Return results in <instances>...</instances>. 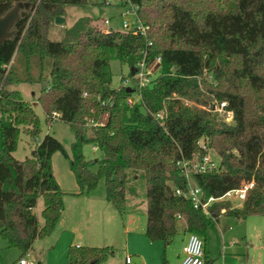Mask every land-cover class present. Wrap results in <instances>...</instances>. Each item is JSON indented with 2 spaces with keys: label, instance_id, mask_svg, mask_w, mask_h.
I'll return each instance as SVG.
<instances>
[{
  "label": "trees",
  "instance_id": "16d2710c",
  "mask_svg": "<svg viewBox=\"0 0 264 264\" xmlns=\"http://www.w3.org/2000/svg\"><path fill=\"white\" fill-rule=\"evenodd\" d=\"M127 1L137 6L138 17L148 27L146 35L104 31L84 16L65 30L62 40L51 41L47 32L54 17L63 16L65 6L86 0H0V16L21 5L10 35L0 43V235L21 254L59 221L64 192L53 176L51 156L57 151L67 154L47 134L31 156L13 157L20 128H27L33 138L39 131L38 115L13 88L20 82L40 83L37 100L47 121L55 111L73 128L74 194H89L104 179L107 199L124 215L126 180L140 173L150 242L170 243L178 232L177 215L187 232L199 236L206 235L220 214L264 216V0H235L226 9L220 8V0ZM17 55L26 76L18 73ZM158 56L160 74L141 90V101L128 106L125 100L131 93L126 87L111 86L109 61L117 59L131 71L142 59ZM46 58L50 70L41 83L29 72L33 60L43 68ZM210 95L227 102L231 123H213L207 109ZM183 98L194 104L185 105ZM107 100L112 102L105 106L110 112L107 123L91 127L86 137L81 124L96 117ZM162 109L163 125L154 117ZM84 142L93 143L104 157L86 160ZM199 142H210L220 157L218 169L193 176L205 196L217 197L254 181L240 207L217 201L205 214L175 195V188L186 189L176 162L198 150ZM39 197L42 225L33 212ZM110 252L107 246L69 248L66 264H99Z\"/></svg>",
  "mask_w": 264,
  "mask_h": 264
},
{
  "label": "rangeland",
  "instance_id": "374dc122",
  "mask_svg": "<svg viewBox=\"0 0 264 264\" xmlns=\"http://www.w3.org/2000/svg\"><path fill=\"white\" fill-rule=\"evenodd\" d=\"M235 0H220V8H228L234 5ZM129 8L127 0H86L82 5H67L64 10L65 24H56L53 20L51 30L48 34L51 41L62 40L67 27L80 17H92V25L102 28L103 19L109 21L108 26L113 29L123 30L122 22L132 18V12L127 13ZM126 14V15H125ZM129 14V15H127ZM63 16V17H64ZM103 18V19H102ZM96 19V21H94ZM43 68L38 66V60H33L30 75L33 78L45 80L50 70V59L45 60ZM15 62L18 66V73L26 76L24 62L19 55ZM109 69L112 74L111 86L118 88L121 81H129L130 69L121 64L117 59L109 61ZM128 82V87H132ZM22 98L29 101L32 109L38 115L39 131L36 137H31L28 129L20 128L17 147L12 153L17 160H24L31 156L36 145L49 134L54 136L63 146L67 156L61 151L51 156L52 173L57 181L63 195V224L55 226L54 230L46 237L34 241L32 249L21 254L13 247H8L6 241L0 235V264H19L23 258L32 264H66L67 248L70 244L80 242L89 246H107L110 253L107 254L100 264H126L125 254L131 256L129 264H178L179 253L182 247V227L185 222L177 219V234L173 240L164 244L161 241L150 242L144 234L146 224V187L144 178L137 173L133 178L131 175L126 180L125 214L120 215L113 204L106 197V186L104 179H101L96 188L87 194L74 195L78 191V184L70 168L72 145L75 141V134L71 125L57 118L47 121L45 113L38 103L37 96L40 91V83L22 82L17 85ZM135 98V93H132ZM185 105H193L194 102L182 99ZM209 103L216 102L211 95ZM212 121L215 125H222L224 120L217 113L212 112ZM84 123V121H83ZM86 137L92 134V128L85 123L81 124ZM207 152L214 160L220 162L217 150L203 142ZM82 154L86 160L102 159L103 152L91 142L82 144ZM190 183H193L190 178ZM92 201V209L80 215L81 201ZM231 207L241 205L240 202H230ZM43 200L38 198L33 209L39 225L43 224L41 210ZM124 224H128L130 233L124 234ZM203 241L204 255L203 264H264V216L250 215L246 218H237L231 215L220 214L213 219V225L209 226L205 236H200ZM182 252V251H181ZM181 253V257H182Z\"/></svg>",
  "mask_w": 264,
  "mask_h": 264
},
{
  "label": "built area",
  "instance_id": "2783aa9c",
  "mask_svg": "<svg viewBox=\"0 0 264 264\" xmlns=\"http://www.w3.org/2000/svg\"><path fill=\"white\" fill-rule=\"evenodd\" d=\"M105 2H110L111 0H104ZM128 2V1H127ZM129 3V2H128ZM137 6L129 3V8L126 10L127 13L132 12V18L130 21L124 19L122 22V29L126 32H131L133 34H142L146 35L147 26L143 25L141 19L137 15ZM126 15V14H125ZM129 15V14H127ZM107 27H100V29L104 31H111L108 24L109 21L107 19H103V23ZM150 45L151 42H148ZM160 62L161 58L158 56L151 61H146L142 59L137 62V64L133 67L134 72L131 74L129 81L123 79L121 81V85L117 88L128 87V82H132L133 92H131L130 96H128L125 100L128 106H132L135 103L141 101V90L145 87L151 86L154 79L160 74ZM10 63L7 65V68L10 66ZM132 93H135V98L132 96ZM85 94V93H84ZM103 109L96 117H91L87 120V125L90 127H102L104 126L109 118V109L105 107L107 104L110 106L112 102L107 100L103 102ZM211 112L217 113L221 116V118L226 123H231L233 118L232 110L228 108V104L225 100L216 101L210 103L207 107ZM165 111L162 109L154 114V117L158 120V122L163 125L165 120ZM59 117V113L52 112L51 118ZM52 120V119H51ZM199 149L193 151L188 158L180 159L176 162L179 167L181 175L186 180V189L182 190L180 188H175V195L178 197H182L184 199L190 200L193 208L201 209L203 213H209V206L217 201H229V202H242L246 198L247 193L254 188V181H245L242 182L238 187L229 189L225 191L222 195L214 197V196H205L203 190L195 183L193 176L196 173H202L206 171H211L218 169L220 164L214 163V160L208 154V150L203 142H199ZM190 178L193 183H190ZM241 206V205H240ZM239 207V206H235ZM177 219H180V215H177ZM203 241L201 237L194 233H188L184 244L182 245V259L179 264H203ZM127 263L130 262V257L127 256L125 258ZM19 264H32V262H27L23 258L19 259Z\"/></svg>",
  "mask_w": 264,
  "mask_h": 264
},
{
  "label": "crops",
  "instance_id": "0c3cea01",
  "mask_svg": "<svg viewBox=\"0 0 264 264\" xmlns=\"http://www.w3.org/2000/svg\"><path fill=\"white\" fill-rule=\"evenodd\" d=\"M66 7V6H65ZM64 16V15H63ZM64 18H65V16H64ZM92 18V17H91ZM93 19V18H92ZM103 19V18H102ZM66 21V20H65ZM94 21H96V19H94ZM97 22V21H96ZM53 24V22H51L50 23V25H49V29H48V32H47V37L49 38V36H48V34H49V32H50V30H51V25ZM102 27H107V26H105L104 24L102 25ZM67 28H69V27H67ZM66 28V29H67ZM110 29H111V31L112 30H118V29H113V28H111V27H109ZM65 29V30H66ZM63 36H64V34H63ZM20 83H22V82H20ZM34 83H38V82H34ZM17 84H19V83H17ZM17 84H15V85H17ZM15 85H13V88L14 89H16V90H18L17 89V86L15 87ZM19 91V90H18ZM20 92V91H19ZM38 97V96H37ZM29 102V101H28ZM75 192H73V194H74ZM75 195V194H74ZM77 195V194H76ZM87 195H89V194H87ZM109 201V200H108ZM110 202V201H109ZM81 208H82V210L80 211V215L82 214V213H84V212H86L87 210H91L92 209V201L91 200H89V199H87V201H81ZM63 210H64V205H63ZM63 210H62V213H63ZM61 213V216H60V218H59V221L57 222V224L56 225H58V224H61V226H62V220H63V214ZM145 228H146V224H145V227H144V234H145ZM130 228H129V226H128V224H124V234H128V233H130ZM182 232H183V237H182V245L184 244V242H185V240H186V237H187V235H188V233L189 232H187L186 230H185V227H182ZM165 244V243H164ZM33 246V245H32ZM82 246H89V245H83V244H81L80 242H76L75 244H70L69 246H68V248H67V252H66V255H68V250H69V248H73V247H82ZM98 247V246H97ZM102 247H104V246H102ZM31 249H32V247H31ZM30 249V250H31ZM182 251V247H181V250H180V253H179V258H178V260H179V262H180V260L182 259V257H181V252ZM127 256H129L130 257V262L129 263H131V256L130 255H128V254H125V258L127 257ZM182 256H183V254H182ZM107 257V256H106ZM66 263H67V261H66ZM125 263L126 264H129V263H127L126 261H125ZM100 264V263H99ZM179 264V263H178Z\"/></svg>",
  "mask_w": 264,
  "mask_h": 264
},
{
  "label": "water",
  "instance_id": "95a60500",
  "mask_svg": "<svg viewBox=\"0 0 264 264\" xmlns=\"http://www.w3.org/2000/svg\"><path fill=\"white\" fill-rule=\"evenodd\" d=\"M20 4L14 5L10 10H8L4 15L0 16V43L3 39L10 35V29L13 25V22L18 17V11L20 8ZM54 22L59 25L65 24V18L61 15H57L54 17ZM134 72V69H131V74ZM126 90L131 93L133 89L130 87H126ZM89 264H94L93 262Z\"/></svg>",
  "mask_w": 264,
  "mask_h": 264
}]
</instances>
